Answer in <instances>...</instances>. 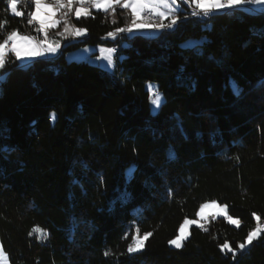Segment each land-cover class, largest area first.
<instances>
[{
	"label": "trees",
	"instance_id": "obj_1",
	"mask_svg": "<svg viewBox=\"0 0 264 264\" xmlns=\"http://www.w3.org/2000/svg\"><path fill=\"white\" fill-rule=\"evenodd\" d=\"M182 5L177 15L189 18L174 31L106 38L130 13L92 9L71 15L87 33L55 58L18 70L8 54L0 243L10 264H264V230L238 247L264 220V11L240 6L200 18ZM17 8L24 14L0 0V40L12 30L36 36L32 5ZM93 44L117 49L112 73L64 57ZM147 82L164 96L153 114ZM213 200L240 224L211 217L171 247L182 221ZM144 233L152 234L144 248L128 253ZM226 241L235 255L221 250Z\"/></svg>",
	"mask_w": 264,
	"mask_h": 264
},
{
	"label": "snow or ice",
	"instance_id": "obj_2",
	"mask_svg": "<svg viewBox=\"0 0 264 264\" xmlns=\"http://www.w3.org/2000/svg\"><path fill=\"white\" fill-rule=\"evenodd\" d=\"M21 0H7L8 6L12 13L16 16H21L24 13L17 8L18 3ZM28 5H32V11L28 13L30 19L29 24H35V32L39 35H25L21 34L18 30H12L7 33L3 40H0V78L6 76V72L3 70L9 63L7 56L11 53L14 56L12 61L13 65L18 70H25L31 65L28 61L35 60L37 58H47L49 55L58 54V50L62 48L61 40L67 41L69 38H77L85 35L87 29L77 27L71 24L68 17L69 14L74 15L77 19L81 16H90L92 13L90 9L97 11L109 10L114 11V6L119 5L123 9H130V22L126 27L115 28L114 31H110L106 34L107 37L115 38L118 33L134 34L140 30H152L163 33L164 31H174L178 24L189 17H180L176 15L179 11L178 5L183 3L192 7L191 17L209 18L215 12L223 10L225 8L233 9L242 6L241 0H23ZM253 6L264 5V0H250ZM87 5V6H86ZM147 10V15L145 12ZM251 10H256L255 7ZM260 11H264V8H260ZM59 14V18H57ZM153 17L158 18L159 22H153ZM167 21V22H165ZM63 22V28L55 33L54 38L50 37L49 29H55L57 25ZM2 27V25H0ZM197 42H186V47L194 46ZM101 53H106L102 56V59L106 61L102 66L105 68H114L113 53L117 51L114 48L101 49ZM100 59V58H98ZM235 95H240V89L238 86L233 88ZM154 105L162 103V97L157 93L152 100ZM155 111V110H154ZM173 154H170V156ZM135 172V167L128 169L126 176L130 180ZM129 197V193L125 190L121 194V200L126 202ZM216 205V201L209 203H203L200 205V212L197 216L203 218V210ZM227 215L225 206H219V212L213 215ZM255 217L256 214L253 213ZM259 219V217H256ZM227 219L232 224H238L239 221L231 216H227ZM198 221L188 219L184 220V225L196 224ZM184 225L179 229V234L168 241L170 245H174L176 248L182 247L181 241L185 239ZM36 232H41L40 229H35ZM138 231V230H137ZM262 229L258 224L255 228L248 232L242 243L238 244L239 249H244L246 245L250 244L254 239L258 238ZM31 235V233H29ZM46 235V234H45ZM152 235L151 233H144L143 237L135 235L132 238V243L127 247L128 253H134L144 248V240ZM42 236H37V239H41ZM221 250L227 249L235 252L231 249L227 241L220 246ZM108 255V252H105Z\"/></svg>",
	"mask_w": 264,
	"mask_h": 264
},
{
	"label": "rangeland",
	"instance_id": "obj_3",
	"mask_svg": "<svg viewBox=\"0 0 264 264\" xmlns=\"http://www.w3.org/2000/svg\"><path fill=\"white\" fill-rule=\"evenodd\" d=\"M242 1L243 0H241V4H242L241 7H248V8H254L255 7V9H257V10H251V9L250 10L252 12H263V11H260L259 8L260 7L261 8H264V5H260V6H253L252 4L251 5L250 4H246L245 5ZM116 7H120V6L119 5H115L114 6V9ZM178 7H179V9L183 8L182 3L179 4ZM191 7H194V6H191ZM225 9H228V8H225ZM225 9H223V10H225ZM91 10L92 9H90V11ZM127 10L130 13V9H127ZM10 11H11V9H10ZM101 11H104V10H101ZM112 11L113 10H109V12H112ZM11 13H12V11H11ZM71 15L72 14H69V17H68L69 21H70ZM176 15H177V13H176ZM57 18H59V14H57ZM153 22L155 23V22H159V21H158V19L156 17H153ZM71 24H73V23H71ZM62 28H63V22H61L59 25H57V27L55 29H49V35H50V37L59 38V37H55V33L57 31L62 30ZM140 31L141 32H147V30H140ZM143 34L146 37H151L152 36V34H150V33H143ZM25 35H28V34H25ZM37 35H39V34H36V36ZM83 36H81V37H83ZM67 42L68 41H65V42H62L61 41V44L62 43L66 44ZM187 42H195V41L194 40H188ZM102 48L103 49H107V48H112V47L104 46V45H101V44H93V45L80 46V47H77V48H74V49L65 50L64 51V57H65V59L67 61H70V60H85V61H87L90 64L97 65V66L105 69L109 73H112L114 71V68H105V67L102 66L103 64L106 63V61L102 59V56L103 55H106V53H101L100 50ZM60 50H58V54L60 53ZM58 54H56L55 56H53V58H55ZM98 58H100V59H98ZM38 59H44V58H37L35 60H38ZM119 59H121V56L119 57ZM32 61H28L27 63H30ZM113 61H114V65H115V52L113 53ZM3 79L4 78H0V83H1V81ZM146 88L149 91V107H150V112L153 114V113H155L158 110L159 105H160V104L159 105H154L152 103V100L155 98V94L158 93L162 97V101L164 100V96H163L162 92H160V91L157 90V86H156V84L154 82H147L146 83ZM209 202H211V201H207V202H204V203H209ZM219 206H225V211H226L227 215H219V214H217L215 216L213 215L214 213H218L219 212ZM198 212H200V207L197 210L195 217H193V218H185V219H188L189 221L196 220V221H198V223L184 225V220H185L184 219L182 221V223L180 224L179 228H178V231H177L176 236L179 234V229L181 228V226L184 225V235H185V238H187V236L189 235L190 227L192 225L201 226V225H203L211 217H224L227 220V222L230 223L229 220L227 219V216H230V215L227 212L226 205L221 204V203H219L217 201H216V205H214L212 207H209V208H205L203 210V214H202L203 215V218H201L200 216H197V213ZM233 218L234 219H237L239 221V223L238 224H232V223H230V224L233 225V226H238L240 224V220L238 218H235V217H233ZM257 220H258L257 223L260 222L259 219H257ZM261 229H262V231L264 230V220H263V227ZM136 235H138V234H136ZM143 236H144V234L142 236H140V237H143ZM176 236H174L172 239H174ZM182 242H183V240L181 241V244H182ZM248 245H246V246H248ZM170 246L173 247V248H176L174 245H170ZM0 264H10L9 261H8V258H7L6 253L3 251V248L1 246V243H0Z\"/></svg>",
	"mask_w": 264,
	"mask_h": 264
},
{
	"label": "crops",
	"instance_id": "obj_4",
	"mask_svg": "<svg viewBox=\"0 0 264 264\" xmlns=\"http://www.w3.org/2000/svg\"><path fill=\"white\" fill-rule=\"evenodd\" d=\"M245 5L246 4H250L251 5V3H250V0H243L242 1ZM246 8V7H245ZM158 19V18H157ZM137 32H140V33H150V34H152V35H154L155 33H157V31H152V30H147V32H141V31H137ZM55 56V55H54ZM53 56L52 55H49L47 58H52Z\"/></svg>",
	"mask_w": 264,
	"mask_h": 264
},
{
	"label": "built area",
	"instance_id": "obj_5",
	"mask_svg": "<svg viewBox=\"0 0 264 264\" xmlns=\"http://www.w3.org/2000/svg\"><path fill=\"white\" fill-rule=\"evenodd\" d=\"M260 8H261V7H260ZM260 8H259V9H260ZM250 9H253V8H250ZM256 10H257V9H256ZM145 14H148L147 11L145 12ZM121 34H123V33H118V35H121Z\"/></svg>",
	"mask_w": 264,
	"mask_h": 264
},
{
	"label": "bare ground",
	"instance_id": "obj_6",
	"mask_svg": "<svg viewBox=\"0 0 264 264\" xmlns=\"http://www.w3.org/2000/svg\"><path fill=\"white\" fill-rule=\"evenodd\" d=\"M145 15H147V14H145Z\"/></svg>",
	"mask_w": 264,
	"mask_h": 264
}]
</instances>
